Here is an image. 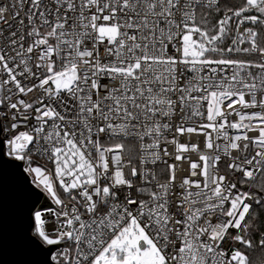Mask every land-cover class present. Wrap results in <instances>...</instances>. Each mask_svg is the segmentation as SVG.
Segmentation results:
<instances>
[{"label": "snow or ice", "instance_id": "1", "mask_svg": "<svg viewBox=\"0 0 264 264\" xmlns=\"http://www.w3.org/2000/svg\"><path fill=\"white\" fill-rule=\"evenodd\" d=\"M5 157L44 264H255L264 0H0Z\"/></svg>", "mask_w": 264, "mask_h": 264}, {"label": "water", "instance_id": "2", "mask_svg": "<svg viewBox=\"0 0 264 264\" xmlns=\"http://www.w3.org/2000/svg\"><path fill=\"white\" fill-rule=\"evenodd\" d=\"M17 163L0 158V264H44V253L30 241V212L52 204L30 190Z\"/></svg>", "mask_w": 264, "mask_h": 264}, {"label": "trees", "instance_id": "3", "mask_svg": "<svg viewBox=\"0 0 264 264\" xmlns=\"http://www.w3.org/2000/svg\"><path fill=\"white\" fill-rule=\"evenodd\" d=\"M262 259H264V258H262L261 255H257V256H255V258H254V260H255V264H259V263H261V262H262Z\"/></svg>", "mask_w": 264, "mask_h": 264}, {"label": "built area", "instance_id": "4", "mask_svg": "<svg viewBox=\"0 0 264 264\" xmlns=\"http://www.w3.org/2000/svg\"><path fill=\"white\" fill-rule=\"evenodd\" d=\"M193 139H195V138H193ZM51 206H53V205H51ZM50 206V207H51ZM44 210V209H43ZM42 211V210H41ZM33 227H34V221H33V226H32V228H31V231H32V229H33ZM31 231H30V233H31Z\"/></svg>", "mask_w": 264, "mask_h": 264}]
</instances>
